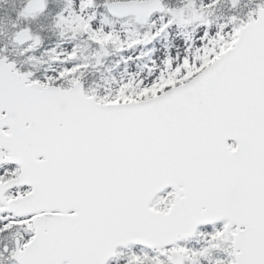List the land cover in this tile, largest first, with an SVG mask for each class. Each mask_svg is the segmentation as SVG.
<instances>
[{"label":"snow or ice","instance_id":"6c2138e0","mask_svg":"<svg viewBox=\"0 0 264 264\" xmlns=\"http://www.w3.org/2000/svg\"><path fill=\"white\" fill-rule=\"evenodd\" d=\"M0 264H264V0H0Z\"/></svg>","mask_w":264,"mask_h":264}]
</instances>
